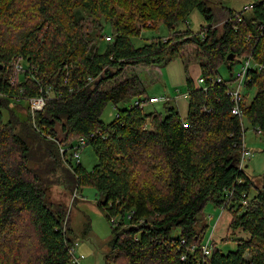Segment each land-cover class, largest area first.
<instances>
[{
  "label": "trees",
  "instance_id": "16d2710c",
  "mask_svg": "<svg viewBox=\"0 0 264 264\" xmlns=\"http://www.w3.org/2000/svg\"><path fill=\"white\" fill-rule=\"evenodd\" d=\"M209 1L0 0V264H74L68 207L48 194L56 182L71 193L96 189L113 226L112 264H264V173L250 198L253 183L239 169L249 151L244 121L264 139V2L239 12L221 6L220 33ZM195 10L206 22L200 33L177 31ZM162 24L168 37L134 45ZM188 44L204 56L197 79L186 66L187 119L168 100L164 115L147 113L157 103L136 77L104 90L128 66L167 65ZM249 58L239 116L237 79L219 69ZM38 98L45 107L37 112L29 100ZM110 104L117 115L106 124ZM85 146L97 160L91 171L79 161ZM208 205L232 213L230 230L247 235L235 239L236 251L213 241L203 254L209 226H198ZM90 228L88 219L84 235Z\"/></svg>",
  "mask_w": 264,
  "mask_h": 264
},
{
  "label": "rangeland",
  "instance_id": "374dc122",
  "mask_svg": "<svg viewBox=\"0 0 264 264\" xmlns=\"http://www.w3.org/2000/svg\"><path fill=\"white\" fill-rule=\"evenodd\" d=\"M264 0H210L211 4L217 12V25L218 31L222 33L224 20L223 15L225 13L221 6H226L229 9L237 12L242 11L245 7H249L253 2H260ZM206 25L203 16L198 10H195L187 22L181 23L177 27V31L190 30L194 34L200 33L201 27ZM105 33H111L110 28H106ZM170 30L164 25L155 27L154 29H145L140 38L133 40L134 45L142 47L147 41L160 37H168ZM108 40V39H106ZM103 49L107 47V42H99ZM180 56L177 57L169 64H163L160 66H128L122 75L116 79L110 81L103 86L104 90H109L116 86V84L123 83L127 80H132L131 77H136L138 84L145 86L148 96L155 95L159 99V102L155 105H147V113L165 114V102L164 100L170 99L172 104L178 107L181 116L187 119L189 116V93L186 85V66L191 77L197 79L199 75L200 58L204 56L202 51L193 44L184 45L180 48ZM205 58V57H204ZM243 62V60H242ZM242 62L235 63L232 70L227 65L220 67L219 72L222 78L225 80L230 78L233 74L234 77L239 73ZM18 66L14 67V72L10 76L12 84L15 83L16 75L20 73ZM236 82L233 88H236ZM188 93V94H187ZM185 95H188L185 97ZM254 92L251 93V98ZM39 99H30L29 104L32 108L39 109L41 106L38 104ZM169 101V102H170ZM126 105H119V108H125ZM33 110V109H32ZM34 111V110H33ZM36 111V110H35ZM24 112V111H23ZM22 117L24 113L19 112ZM117 115L116 108L110 104L108 105L102 115V121L106 124L111 123ZM246 128L245 142L251 152L252 156L250 161L247 162L248 167L244 169L247 176L253 183V188L250 191V198L256 193V188H261L263 185V173H264V139L261 134H257L254 128L248 125L247 121H244ZM63 138V136H61ZM75 138L71 137L63 145H69ZM76 140V139H75ZM80 142V141H79ZM73 153V151H71ZM79 161L88 170H93L97 163L96 156L93 149L90 146H85L79 151ZM73 163H77V159L73 160ZM49 197L54 202L64 203L68 207L69 223L74 231V243H78L79 247L76 249L77 256L84 255L85 258L80 261V264H112L114 254L111 253L109 246L113 238V226L110 221L103 215L98 207V203L102 200L94 187H85L82 190L71 193L65 190L59 183L51 184L48 191ZM214 212H217L215 214ZM221 209L215 208L212 205H208L204 213L200 216L202 222L199 224L198 229H201L203 225L209 226V232L206 236V240L209 239L215 225L218 223V217ZM212 218L210 219V217ZM91 222V228L88 234L84 235L86 229L87 220ZM71 221V222H70ZM233 221L232 213L225 212L223 219L221 220L218 229L216 230L213 241L217 244L222 253L227 254L231 251L237 250V242L235 239L247 238L244 233L233 234L230 230L231 223ZM213 233V234H214ZM172 236L177 237L178 231L174 230ZM229 240H226V239ZM109 257V260H107Z\"/></svg>",
  "mask_w": 264,
  "mask_h": 264
},
{
  "label": "built area",
  "instance_id": "2783aa9c",
  "mask_svg": "<svg viewBox=\"0 0 264 264\" xmlns=\"http://www.w3.org/2000/svg\"><path fill=\"white\" fill-rule=\"evenodd\" d=\"M264 2V1H263ZM253 4H251L249 7H245V9H248V10H251L253 8ZM108 40H110V37H107ZM253 66H255V64L253 63L252 59H247L244 64H242L241 66V69L239 71V73H237V76H236V79H237V82H238V86L236 88L235 91H233L231 94L233 96V99L234 101L236 102V106L234 108V114L235 115H239V116H242V112L239 108V105L238 103L242 100L243 98V92H244V81L246 80L247 78V75H248V72L251 68H253ZM19 70L20 67L18 66ZM219 82H221L222 80L219 79L218 80ZM202 82V81H201ZM188 94V93H187ZM188 95H185V97H187ZM38 104L39 106H41L39 109L35 108L34 105L32 106V109L35 111H41L44 109L45 107V100L44 98H38ZM168 102L170 101V99H166L164 101H167ZM151 102L153 103H158L159 102V99L158 98H151L150 99ZM185 127H188L187 123L184 124ZM80 143L81 144H84V139H81L80 140ZM252 156L251 152H243L242 156H241V159H240V163H239V169L240 170H243V167L244 165L246 166L247 165V160L248 158ZM244 171V170H243ZM239 183H241V180L239 181ZM229 197H232L233 194H234V190L230 191L229 192ZM243 197H246V194H243ZM243 203L245 205H247V201L244 200ZM212 242H213V239L212 238H209V240H207V242L202 246V251H203V254L206 255V256H211V253H212ZM183 243H185V241H183ZM79 247V244L76 243L74 248L72 249V253L76 254V249ZM192 252L196 250V247L193 246L191 249H190ZM77 255V254H76ZM79 260L76 261V264H80V261L83 260L85 258L84 255H81V256H78ZM183 259H185V257H183Z\"/></svg>",
  "mask_w": 264,
  "mask_h": 264
},
{
  "label": "crops",
  "instance_id": "0c3cea01",
  "mask_svg": "<svg viewBox=\"0 0 264 264\" xmlns=\"http://www.w3.org/2000/svg\"><path fill=\"white\" fill-rule=\"evenodd\" d=\"M199 75L201 74V68H200V66H199ZM199 75H198V77H199ZM197 77V78H198ZM193 78V77H192ZM193 79H195V78H193ZM152 98H157V96H155V95H152L151 96ZM225 212H226V210H223V209H221V212L219 213V217H218V223L215 225V227H214V229H213V231H212V233H211V235H210V237L209 238H212V239H214V236H215V233L214 232H216V230L218 229V227H219V224H220V222H221V220L223 219V216L225 215ZM215 214H217V212H214ZM211 218H212V216H211ZM214 233V234H213Z\"/></svg>",
  "mask_w": 264,
  "mask_h": 264
},
{
  "label": "bare ground",
  "instance_id": "6f19581e",
  "mask_svg": "<svg viewBox=\"0 0 264 264\" xmlns=\"http://www.w3.org/2000/svg\"><path fill=\"white\" fill-rule=\"evenodd\" d=\"M250 159H251V156L248 158L247 162L250 161ZM247 167H248V165H246V166L244 165L243 170L246 169ZM73 248H74V245L71 247L70 253H71V256L73 257L74 264H76V261H78L79 258H78V256L76 254H74V253L71 252Z\"/></svg>",
  "mask_w": 264,
  "mask_h": 264
},
{
  "label": "water",
  "instance_id": "95a60500",
  "mask_svg": "<svg viewBox=\"0 0 264 264\" xmlns=\"http://www.w3.org/2000/svg\"><path fill=\"white\" fill-rule=\"evenodd\" d=\"M232 59H234V56H229L228 57V61H231Z\"/></svg>",
  "mask_w": 264,
  "mask_h": 264
}]
</instances>
